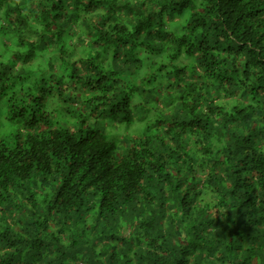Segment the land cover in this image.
<instances>
[{
	"label": "trees",
	"instance_id": "trees-1",
	"mask_svg": "<svg viewBox=\"0 0 264 264\" xmlns=\"http://www.w3.org/2000/svg\"><path fill=\"white\" fill-rule=\"evenodd\" d=\"M0 264H264V0H0Z\"/></svg>",
	"mask_w": 264,
	"mask_h": 264
},
{
	"label": "rangeland",
	"instance_id": "rangeland-1",
	"mask_svg": "<svg viewBox=\"0 0 264 264\" xmlns=\"http://www.w3.org/2000/svg\"><path fill=\"white\" fill-rule=\"evenodd\" d=\"M129 128L131 127H134L132 130L136 129V128H140L139 124L138 123H134V124H131V127L128 126Z\"/></svg>",
	"mask_w": 264,
	"mask_h": 264
}]
</instances>
